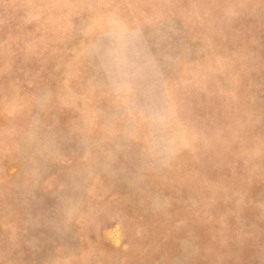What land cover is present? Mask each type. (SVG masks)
Returning a JSON list of instances; mask_svg holds the SVG:
<instances>
[{
	"label": "rangeland",
	"instance_id": "374dc122",
	"mask_svg": "<svg viewBox=\"0 0 264 264\" xmlns=\"http://www.w3.org/2000/svg\"><path fill=\"white\" fill-rule=\"evenodd\" d=\"M0 264H264V0H0Z\"/></svg>",
	"mask_w": 264,
	"mask_h": 264
}]
</instances>
